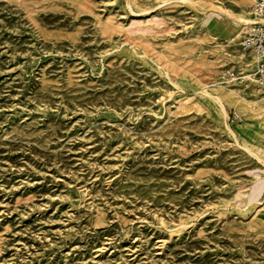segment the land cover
<instances>
[{
	"label": "rangeland",
	"instance_id": "1",
	"mask_svg": "<svg viewBox=\"0 0 264 264\" xmlns=\"http://www.w3.org/2000/svg\"><path fill=\"white\" fill-rule=\"evenodd\" d=\"M247 2L0 0V264H264Z\"/></svg>",
	"mask_w": 264,
	"mask_h": 264
},
{
	"label": "built area",
	"instance_id": "2",
	"mask_svg": "<svg viewBox=\"0 0 264 264\" xmlns=\"http://www.w3.org/2000/svg\"><path fill=\"white\" fill-rule=\"evenodd\" d=\"M247 19L237 32V43L247 55L245 68L239 75L227 71L229 81L244 79L258 91L264 92V0H254L245 6Z\"/></svg>",
	"mask_w": 264,
	"mask_h": 264
},
{
	"label": "bare ground",
	"instance_id": "3",
	"mask_svg": "<svg viewBox=\"0 0 264 264\" xmlns=\"http://www.w3.org/2000/svg\"><path fill=\"white\" fill-rule=\"evenodd\" d=\"M254 0H249V2H253ZM249 2H247L246 4H248ZM237 6H239V5H237ZM246 6V5H245ZM244 6V7H245ZM240 7V6H239ZM242 7V6H241ZM242 20V19H241ZM244 20V19H243ZM207 35V34H206ZM203 38V37H202ZM233 39H235V40H237V34L235 35V37L233 38ZM233 39H230V38H228L227 40H226V43H228L227 45H225V44H220V46L223 48V49H225L226 51H227V49L229 48V45L231 44H233ZM207 40V37H205L203 40H201V41H206ZM237 45H238V43H237ZM235 45L233 44V47H234ZM243 52V51H242ZM240 57L241 58H245V57H247V55H246V53L244 52V53H242V54H240ZM223 90V89H222ZM220 92V91H219ZM203 94H206V95H208L205 91L203 92ZM220 95L222 96V95H224V96H226V97H229V96H231V94H226L225 92H221L220 93ZM209 97V96H208ZM221 97L220 96H216V97H212V99L214 100V101H216L219 105H220V108H221V111H222V113H223V116L225 117L226 116V112H225V110H224V108H223V106L221 105V99H220ZM231 101H233V99H230ZM235 100H238V97L237 98H235ZM246 101V100H245ZM248 103V102H247ZM242 105V104H241ZM245 108V107H244ZM247 113H246V116L247 117H254V116H256V115H258L259 116V113H260V111H264V99H263V101H256V102H254V103H252V105L251 106H248L247 107ZM227 125V124H226Z\"/></svg>",
	"mask_w": 264,
	"mask_h": 264
}]
</instances>
